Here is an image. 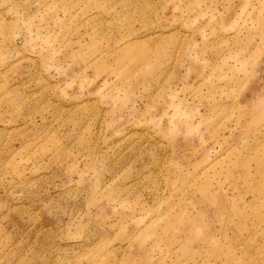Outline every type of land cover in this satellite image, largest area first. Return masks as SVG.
Returning <instances> with one entry per match:
<instances>
[{
  "label": "rangeland",
  "instance_id": "1",
  "mask_svg": "<svg viewBox=\"0 0 264 264\" xmlns=\"http://www.w3.org/2000/svg\"><path fill=\"white\" fill-rule=\"evenodd\" d=\"M0 264H264V0H0Z\"/></svg>",
  "mask_w": 264,
  "mask_h": 264
}]
</instances>
